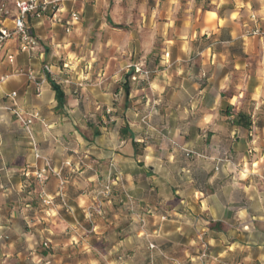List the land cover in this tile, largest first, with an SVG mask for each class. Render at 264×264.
<instances>
[{"label":"crops","instance_id":"1","mask_svg":"<svg viewBox=\"0 0 264 264\" xmlns=\"http://www.w3.org/2000/svg\"><path fill=\"white\" fill-rule=\"evenodd\" d=\"M100 5L105 25L127 36L123 52L139 57L151 77L131 81L128 98L114 99L109 128L101 103L99 124L86 121L89 136L72 123L86 116L69 81L52 78L65 94L59 105L49 80L37 97L23 73L39 74L36 63L46 64L49 49L37 28L51 23L70 32L94 22L91 8ZM73 12L80 21L72 25ZM27 25L42 59L22 53L16 36L0 50V264H135L138 216L161 250L184 249L189 257L190 249L196 264L203 242L208 264H264V59L252 64L264 56V0H68L58 20L30 17ZM150 39L162 41L160 53ZM19 57L27 62L21 69ZM131 70L133 77L135 69L122 63L107 69L102 88L118 83L121 94ZM13 92L33 119L28 128L7 109ZM47 162L67 179L64 198ZM108 183L114 196L104 216L88 214ZM46 197L54 204L44 205Z\"/></svg>","mask_w":264,"mask_h":264},{"label":"rangeland","instance_id":"2","mask_svg":"<svg viewBox=\"0 0 264 264\" xmlns=\"http://www.w3.org/2000/svg\"><path fill=\"white\" fill-rule=\"evenodd\" d=\"M6 1L11 2L13 0ZM91 9H94L95 11L92 12V16L95 19L94 22H84L83 25H79V28L77 27L78 29H72L70 32H66L64 29L58 26L53 27L51 23H47L44 25V27L37 28V30H35L37 32L36 34L42 38V42L47 45L49 49L45 61L46 64L52 65L54 67L51 74L52 78H54L56 81H69V83L66 85L68 87L71 86V95L79 101L78 108H80L82 113L86 116L85 119L83 118L82 120L74 118L72 120V123L76 124L74 127L87 132L89 136H92V130H90V127H87L86 121L92 123L93 125L99 124L97 116L101 113L102 109L98 111L97 107L101 106V103H104V110L107 118L103 121L106 123L104 126L109 128L116 122L113 115V109L117 106L118 102L114 99L119 98V96L120 99H122L124 95V91L119 94L121 91V85L118 83L110 86V88L107 90L102 88L103 83H106V80L108 79V76L104 75L105 71L107 69L113 68L114 66L120 67V63H122L126 70L134 68L135 71L138 67H142L143 65L139 57H137L135 60L130 59L127 49H125L126 51L123 52L122 48L127 47L128 42L125 33L113 30L110 26L105 25L107 7L100 5ZM120 11L121 13L124 12L123 10ZM134 14L137 19L143 15V13L140 12L138 8L134 10ZM132 25H134V23L131 24V26ZM135 25L139 27L138 22ZM146 43H149L151 46L154 44L158 53H160L159 49L163 47L162 41L160 39H150L147 40ZM260 47L264 48V44H261ZM55 51L58 52L59 56H54ZM256 59L252 62L253 65L259 63V60L264 59V56L259 55ZM26 63V61H23V58L19 57V64L17 68H24ZM36 64V66L39 68H43L45 65L41 64L40 62H37ZM42 68H40L41 75L43 74L41 71ZM10 73H12V71H10ZM63 73L65 78H62L61 76ZM16 81H25V77H13L10 79L9 84ZM78 81L84 82L83 86L77 85L76 83ZM131 81L135 82L133 77L131 78ZM85 84H87V86ZM84 87L85 90L81 91L80 89ZM13 90L16 89L12 88L10 91ZM103 92L107 94L105 100H103V96L101 95ZM71 153L76 156L79 155L73 152ZM65 165L67 167H72L73 161H68ZM108 184L112 185L110 195L105 193V186L107 184H102V186L100 185V188L96 193L97 202L92 207L87 209L88 214L92 215L95 213L100 217L104 216V205L109 203L114 196V186L112 183ZM42 185H44V183ZM136 222V239L139 241H137L136 244L137 254L135 258V264H162V262L167 264H196V262H192L191 260L192 254L190 249H188L187 252L189 257L183 253L184 249H182L181 252H179V249L173 248L167 249V251H165V249L161 250V247L152 240V233L149 232L148 223L146 222L145 218L138 216L136 217ZM140 231L141 234L139 235L138 232ZM91 233V235H95V229L93 227L91 229ZM112 237L113 235L110 232L107 236V239L111 240ZM203 238L204 236H202V239ZM93 241L96 240L93 239ZM100 242L101 241H99V243ZM94 243L100 252L105 249L104 246H101V244H98L97 242ZM180 254H183V260H179L178 256H180ZM195 255L200 257L198 264H208L209 260L211 259L208 245H206L205 242L201 243L199 251ZM104 264L109 263L105 262Z\"/></svg>","mask_w":264,"mask_h":264},{"label":"built area","instance_id":"3","mask_svg":"<svg viewBox=\"0 0 264 264\" xmlns=\"http://www.w3.org/2000/svg\"><path fill=\"white\" fill-rule=\"evenodd\" d=\"M68 0H17L12 6L6 1H0V50L3 44L13 37H17L19 41L20 51L27 54L30 59L44 57V52L40 49V40L31 34L29 27L27 25L28 19L30 17L48 18L51 20H58V14L62 13L64 10V4ZM72 25L80 21V14L78 12H73L71 14ZM10 21L12 26L9 27L7 22ZM70 31V27L67 29ZM254 35H259L258 30L254 31ZM12 59V57H11ZM43 74H37L32 70L27 73H23L28 77V79L35 85L36 95L40 97L43 93V86L48 82L49 75L52 74V67L45 64L41 69ZM138 75V76H137ZM151 76V71L146 70L142 67H138L135 71V76H133L134 81H138L139 77H144V79H149ZM3 78L0 83L3 82ZM17 93L13 92L8 96L10 100V106L7 107L8 110L12 111L17 118L28 128L33 123V119H26L24 117V112L19 108L17 103ZM37 116H33L36 118ZM37 159H40V155L36 153ZM47 166L50 168L53 174H55L60 181L59 196L64 198V190L66 187V179L62 176V170L53 169L47 162ZM30 177V173H27ZM35 177L40 182H45L47 177L43 172H38ZM1 178V177H0ZM112 190V185L107 184L105 186V193L110 195ZM43 204L46 206H51L54 204V199L46 197L42 200ZM65 205V204H64ZM47 246V244H45Z\"/></svg>","mask_w":264,"mask_h":264},{"label":"trees","instance_id":"4","mask_svg":"<svg viewBox=\"0 0 264 264\" xmlns=\"http://www.w3.org/2000/svg\"><path fill=\"white\" fill-rule=\"evenodd\" d=\"M115 28L123 29L124 27L122 26H116ZM132 72L133 70L130 71L129 75L126 77V81L124 83L123 89L125 93V97L128 98L129 93H130V82L132 78ZM49 83L51 84L53 90L56 93V98L57 101L59 102V105H63L65 103V94L62 91L61 87L52 79V77L49 75L48 77ZM96 135H99V132L95 133Z\"/></svg>","mask_w":264,"mask_h":264}]
</instances>
